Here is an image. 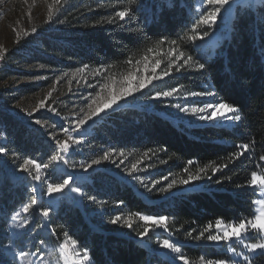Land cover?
Masks as SVG:
<instances>
[{"label": "trees", "instance_id": "1", "mask_svg": "<svg viewBox=\"0 0 264 264\" xmlns=\"http://www.w3.org/2000/svg\"><path fill=\"white\" fill-rule=\"evenodd\" d=\"M206 4L207 0H68L62 13L70 28L30 40L43 50L34 59L52 69L85 67L112 77L126 74L156 52L161 67L168 70L164 88L186 95L212 92L213 101L240 109L241 120L228 127L186 126L163 117L165 102L156 101L152 111L118 110L92 126L84 136L89 160L107 154L126 170L135 165L146 187L94 170L88 173V184L79 188L84 211L65 206L50 214L52 239L72 245L75 241L76 251L86 252L90 264H176L171 256L156 253L153 238L142 242L139 233L146 225L139 217L131 216L128 227L112 223L117 216L166 217L167 230L179 241L192 243L197 237L206 241L216 220L235 224L255 213L257 190L249 181L253 171L264 173V0L253 7L236 5L224 38L208 47L197 42L212 31L210 24L199 22ZM125 9L124 19L116 16ZM165 59L171 60L170 69L169 63H162ZM201 63L203 69L198 67ZM0 124L6 151L2 163L16 170L22 161L37 157L41 149L32 131L6 115L0 116ZM244 144L247 150L241 148ZM189 175L199 178L179 183ZM174 180L171 189L161 191ZM62 182L53 177V184ZM10 188L9 180L0 177V206L7 212L26 200L16 193L10 201ZM43 197L40 202L46 209ZM97 205H102L101 213L88 218ZM191 243L184 244L181 254L188 264L206 254Z\"/></svg>", "mask_w": 264, "mask_h": 264}, {"label": "rangeland", "instance_id": "2", "mask_svg": "<svg viewBox=\"0 0 264 264\" xmlns=\"http://www.w3.org/2000/svg\"><path fill=\"white\" fill-rule=\"evenodd\" d=\"M260 1L230 0V3L221 9L215 23H210L211 33L197 42L205 47L216 45L224 38L236 5L253 7ZM67 4L68 0H0V52L3 53V57L0 58V116H9L13 122L33 132L35 142L39 146L38 150H41L38 151L36 158L30 159L42 166L41 178L35 180L34 167L24 171L21 167L24 162L22 161L16 170H12L7 163H2L6 151L0 152V167L3 168L0 169V177L9 180L11 184L9 200L11 201V197L16 193H22L26 198L25 202L12 212H7L0 206V264H90L89 258L84 260V253L76 251L68 240L52 239L48 218L50 214L57 213L65 206H76L84 211L81 191L75 192L72 189L88 184V173L94 170H105L126 183L146 187L141 176L142 171L137 168L126 170L121 161L109 155L108 159H98L100 161L98 164H91L89 154H85L87 149L84 143L85 134L110 113L118 110L152 111L153 102L163 101L165 104L160 113L174 123L186 126L214 124L228 127L234 121L227 118L232 115L231 113L207 120L200 119V116H207L208 112L194 114L181 110L203 108L207 103H217L209 95H186L176 90L171 96H157V93L172 90L163 87L166 76L163 74L164 65L161 67L160 63L155 72L151 69L154 62L160 60L156 52L148 55L147 70L142 59L120 77L104 75L99 70L85 67L52 69L36 61L34 58L42 55L43 50L40 45L30 43L31 38L40 34L67 31L70 22L62 13ZM206 6L208 7L206 12L210 11L211 6L208 4ZM50 7L51 18L48 14ZM163 61L168 64L171 60L165 59L162 63ZM129 73L137 77L134 83H139V78H153L151 83L140 91L125 95L111 108H106L89 119L87 117L89 105L93 104L96 94L101 93L102 96L107 94V90L102 92L101 86L109 83L119 89L122 78ZM81 119L85 120V123L79 125L78 121ZM0 128H3L2 124ZM4 140L3 134L0 137L2 148ZM59 142L69 144L67 152L60 149ZM53 155H62L64 160L53 161L51 159ZM77 155L83 159H76L74 156ZM45 165L47 167H44ZM53 177L63 181L69 177L72 179L62 191L49 194L47 186L53 184ZM253 187L257 190V199L264 198V192L258 186ZM42 196L48 206L46 209L41 206ZM33 199L36 200L35 204L31 203ZM26 206L27 211L24 210ZM257 208L258 205L254 203V210ZM102 209V205H97L92 212L89 211L88 218L100 214ZM45 210L48 211L47 216L43 215ZM125 220L119 221L125 224ZM146 227L149 231L146 236L141 237L142 242L147 238H153L152 243L157 254L171 256L176 264H185V259H180L182 248L185 243L191 242L179 241L165 225L148 223ZM213 230L212 235L223 234L216 226ZM248 237L242 240L233 238L228 242L197 239L190 245L204 248L206 254L194 264H207L209 260L213 261V264L216 261H225L226 264H264V251H252L244 247L247 243L256 242L259 237L253 232H249ZM164 240L179 248L180 252L163 247ZM62 245H66V250L61 247ZM233 248L235 252L231 250ZM21 252L25 255L20 256ZM217 256L222 258L216 259L220 258ZM245 257H248V260H245Z\"/></svg>", "mask_w": 264, "mask_h": 264}, {"label": "snow or ice", "instance_id": "3", "mask_svg": "<svg viewBox=\"0 0 264 264\" xmlns=\"http://www.w3.org/2000/svg\"><path fill=\"white\" fill-rule=\"evenodd\" d=\"M230 3V0H207V4L209 6H211V10L206 12V15L201 16L200 18V23L208 25L210 23H215L216 18L218 16V14H220L221 9L224 8L226 5H228ZM49 18H51L52 15V11H51V7L49 8ZM128 15V10L125 9L124 11H119L116 13V16L119 17L120 19H124L126 16ZM207 33H205L206 35ZM175 43V42H173ZM149 52L153 51V49H148ZM179 55H182V53H180ZM3 57V53L0 52V58ZM191 57H188V60H191ZM143 62L145 65V70H147L148 68V58L145 56L143 58ZM139 63V62H138ZM161 61L160 60H156L154 62V64L151 66V69L153 72H155L156 68L160 65ZM172 66L171 61L169 62L168 65V69H170ZM198 67L200 69H203L205 67V65L203 63L199 64ZM164 75H168V70L166 69L163 73ZM153 77H143V78H139V83H134V80L137 79V77L132 74L129 73L126 76H124L122 78V83L121 86L119 87V89H116L114 87V84H109V83H105L104 85L101 86L102 92L104 90H107V94L106 96H102L101 93H97L96 94V98L93 100V104L89 105V109L90 111L87 113V117L90 119L93 116L98 115L100 112L104 111L106 108H111L114 104H116L118 102V100L122 99L125 95H130L132 94L134 91H140V89L144 88L147 86L148 83H151ZM111 79V78H110ZM173 91H176L175 89L172 91H165L162 93H157V96H171L173 94ZM191 95H215L212 92H208V93H191ZM43 102H41V106H42ZM177 107H179V105H177ZM182 111H191L194 114L195 113H201V112H208L207 116H200V119H207V120H213L216 119L217 116H221L224 117L226 115V113H231L232 115L230 117V119H234V120H241V116L237 113H239L240 109L236 108L233 105L224 103V102H218V103H207L203 106V108H192V109H188V108H183L181 109ZM211 110V111H209ZM39 123V121H38ZM85 123V120L81 119L78 121L79 125H82ZM71 139V137H70ZM75 142H79V141H75ZM59 147L60 149H62L64 152H67L69 149V144L67 142H59ZM241 148L244 150H247L249 148V145L244 144L241 145ZM5 149L0 147V152H4ZM51 159L53 161H59V160H64V157L62 155H53L51 157ZM103 159H108V155L106 154ZM261 160H264V156L261 157ZM100 161L99 160H93L91 162V164H98ZM189 163H192V161H189ZM21 167L24 169V171H28L30 167H34L35 168V175L33 176V179L35 180H39L40 177V170H41V165L37 164L35 160L32 159H26L24 160L23 164L21 165ZM44 167H47L46 165ZM89 167H91V165H89ZM133 168H135V165H132ZM206 167H211V165H208ZM199 171L204 172L205 169H200ZM199 176H193V175H189L188 179H181L179 180L180 184H187L189 183V180H195L198 179ZM71 177H69L68 179H65L62 183H58V184H49L47 186V192L49 194L51 193H55V192H60L62 191L65 187H67L70 182H71ZM177 183V181H172V183H170L167 187V189L162 188L161 191H167L168 189H171L175 184ZM250 185H254V186H258L262 192H264V173H258L256 171H253L251 173V179L249 181ZM72 191L75 192H79L80 189L78 187L73 188ZM32 204L36 203V200L33 199ZM254 203L256 205H258V208L256 209L254 215L252 216V218L250 219H242L240 220L238 223H228L225 224L224 221L222 220H216L215 224L216 227L218 229H220L222 231V235H212L209 234L207 236L208 240H213V241H220L223 240L225 242H228L230 240H232L233 238L237 239V240H242L245 237H248V233L249 232H253L255 233L256 236L259 237L258 240H256V242L254 243H247L244 245V247L248 248L249 250L255 251V250H262L264 251V198L262 199H257L254 201ZM27 207H25V211H27ZM44 216L48 215V211L45 210L43 212ZM131 216H137L139 217V219L143 222H145V225H147L148 223H152L154 225L157 226H164L165 225V221H166V217H153V216H148V215H142L140 213H133L130 215L129 219H126L124 222L128 227H131ZM15 218V217H13ZM121 219V217L117 216L112 223H117L119 220ZM209 228L212 227V225L208 226ZM208 229L206 228L204 231H207ZM148 227H145L144 230L142 232H140V236H146L148 234ZM204 235V232L200 233V236L202 237ZM200 237H197V239H199ZM249 239H252L253 237H248ZM73 246L75 245V241L72 242ZM162 246L165 248H171L173 251L175 252H180V249L177 247H174L173 244H171L168 240H164L162 242ZM62 248H64L66 250V245H62ZM233 252H235V249H231ZM25 253L21 252L20 256H24ZM237 255H239L237 253ZM83 259L87 260L88 256L87 253L85 252L83 255ZM180 259H184L183 256L180 257ZM245 260H248V257H245ZM185 264H188L187 260H185ZM207 264H213V261L209 260L207 262ZM215 264H226L225 261H216Z\"/></svg>", "mask_w": 264, "mask_h": 264}]
</instances>
